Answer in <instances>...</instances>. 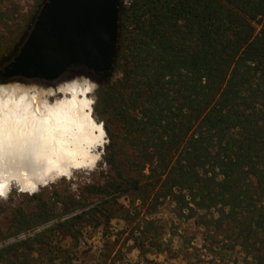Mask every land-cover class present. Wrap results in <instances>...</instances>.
<instances>
[{
  "label": "trees",
  "instance_id": "16d2710c",
  "mask_svg": "<svg viewBox=\"0 0 264 264\" xmlns=\"http://www.w3.org/2000/svg\"><path fill=\"white\" fill-rule=\"evenodd\" d=\"M43 1L0 71L18 53ZM5 13L0 8V20ZM94 112L109 137L104 162L111 177L90 186L92 192L115 203L135 193L153 208L171 200L206 228H230L243 264H264V0H134L130 6L121 0L117 56ZM35 196L30 214L37 222L27 229L53 218L49 202ZM77 203L64 213L87 205ZM106 204L58 226L77 238L82 223L112 219ZM20 211L16 222H27ZM23 227L18 222L15 229ZM49 233L2 248L0 260L44 244Z\"/></svg>",
  "mask_w": 264,
  "mask_h": 264
},
{
  "label": "rangeland",
  "instance_id": "374dc122",
  "mask_svg": "<svg viewBox=\"0 0 264 264\" xmlns=\"http://www.w3.org/2000/svg\"><path fill=\"white\" fill-rule=\"evenodd\" d=\"M42 1L5 0L0 5L6 12L4 19L0 20V61L11 45L19 42ZM74 81L87 83L92 87L88 97L92 99L93 117L105 131L104 144L99 148L100 160L94 167L76 169L70 176L57 178L36 192H20L13 186L7 197H0V250L20 241L33 239L36 234L51 229L44 244L34 242V249H20L19 254L23 253L22 256L12 260L2 259L0 264H243L246 256L239 240L234 234L231 235L230 228L216 229L212 225L206 228L196 220L197 217L187 218L181 215L171 200L161 199L153 208L151 200L143 204L135 193L118 198L115 203L113 196L101 195L95 189L92 192L90 186L104 184L111 177L104 162L109 137L101 117L94 112L101 87L108 80H103L101 75L91 74L86 69L74 68L61 80L51 83L21 78L5 79L0 76V87L21 85L33 93L35 90L56 91L59 86ZM61 97L62 94L57 92L51 99ZM35 195L49 202L48 208L53 209V218L27 229V226L37 222L36 215L30 214L39 203ZM110 200L113 202L109 204ZM77 202L87 205L64 213L66 208L77 206ZM104 202H107L106 205H109L113 213L110 221L104 216H98L102 224L100 226L91 224L90 220L82 223V227L78 228L77 238L62 232L58 226L59 222ZM20 210L27 213V222L21 219L16 222L18 214L24 216ZM36 211L41 212L40 209ZM200 213L203 214L204 211ZM18 222L24 224L23 230L15 229Z\"/></svg>",
  "mask_w": 264,
  "mask_h": 264
},
{
  "label": "bare ground",
  "instance_id": "6f19581e",
  "mask_svg": "<svg viewBox=\"0 0 264 264\" xmlns=\"http://www.w3.org/2000/svg\"><path fill=\"white\" fill-rule=\"evenodd\" d=\"M91 89L77 81L33 93L0 87V197L13 186L36 192L100 160L105 131L93 117ZM57 92L62 97L52 100Z\"/></svg>",
  "mask_w": 264,
  "mask_h": 264
},
{
  "label": "water",
  "instance_id": "95a60500",
  "mask_svg": "<svg viewBox=\"0 0 264 264\" xmlns=\"http://www.w3.org/2000/svg\"><path fill=\"white\" fill-rule=\"evenodd\" d=\"M120 0H44L5 79L61 80L74 68L109 80L119 39Z\"/></svg>",
  "mask_w": 264,
  "mask_h": 264
},
{
  "label": "built area",
  "instance_id": "2783aa9c",
  "mask_svg": "<svg viewBox=\"0 0 264 264\" xmlns=\"http://www.w3.org/2000/svg\"><path fill=\"white\" fill-rule=\"evenodd\" d=\"M124 6H130L134 0H122ZM121 2V0H120Z\"/></svg>",
  "mask_w": 264,
  "mask_h": 264
},
{
  "label": "flooded vegetation",
  "instance_id": "af4514ba",
  "mask_svg": "<svg viewBox=\"0 0 264 264\" xmlns=\"http://www.w3.org/2000/svg\"><path fill=\"white\" fill-rule=\"evenodd\" d=\"M88 72H89V71H88ZM91 74H94V75H100V74H98V73H93V72H92Z\"/></svg>",
  "mask_w": 264,
  "mask_h": 264
}]
</instances>
